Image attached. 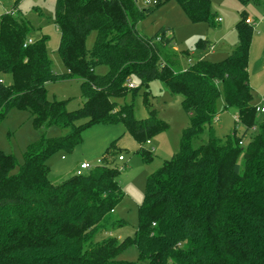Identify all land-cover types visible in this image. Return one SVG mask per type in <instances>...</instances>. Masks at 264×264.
<instances>
[{
    "label": "trees",
    "instance_id": "obj_1",
    "mask_svg": "<svg viewBox=\"0 0 264 264\" xmlns=\"http://www.w3.org/2000/svg\"><path fill=\"white\" fill-rule=\"evenodd\" d=\"M176 1L192 23L213 22L210 0H157L161 7ZM243 5L259 0H238ZM153 10L140 11L134 0H57L55 24L61 33L58 53L67 69L55 74L46 38L24 47L32 26L12 14L0 16V123L13 109L31 113L36 129L56 126L66 134L42 136L31 144L22 165L13 156H0V264H133L119 256L134 247L147 264H264V123L246 150L242 140L256 126L249 57L254 26L246 12L236 25L238 44L218 63L198 61L182 70L170 53V28L145 37L137 31ZM96 32L94 46L85 41ZM203 50L209 48L202 42ZM106 66L107 74L96 73ZM81 81L83 106L70 112L65 101H49L46 85ZM160 81L174 96L182 97L189 124L182 133L178 154L152 174L139 208V227L124 241L112 233L126 225L115 212L123 199L121 170L110 163L115 143L104 164L61 184L49 179L48 160L59 152H72L83 142L86 128L124 124L143 146L166 129L152 108L147 92L143 101L148 117L138 120L133 104H119L139 88ZM237 112L231 137L217 140L211 134L218 118L217 102ZM86 119L85 125H77ZM206 129L207 142L195 148ZM243 154V169L239 164ZM123 157L122 154H118ZM124 158V157H123ZM19 167L17 174L10 171ZM103 235H108L103 237Z\"/></svg>",
    "mask_w": 264,
    "mask_h": 264
},
{
    "label": "rangeland",
    "instance_id": "obj_2",
    "mask_svg": "<svg viewBox=\"0 0 264 264\" xmlns=\"http://www.w3.org/2000/svg\"><path fill=\"white\" fill-rule=\"evenodd\" d=\"M157 0H134L140 11L153 10L148 17L140 21L137 31L145 37L154 36L162 28H170L174 42L169 48L170 53H184L179 59L182 70L198 61L208 63L222 62L229 57L238 44L236 25L242 13L246 12L254 26V35L249 57L250 86L254 96L253 105L264 108V0L259 3L249 2L243 5L238 0H210L213 22L192 23L176 1H170L156 8ZM57 0H0V16L12 14L16 19H22L32 26L28 39L37 42L46 38V46L53 73L61 75L67 73L58 53L61 33L55 24V6ZM220 20V22H219ZM96 39V32H91L85 41V46L91 50ZM207 42L209 48L203 50L200 46ZM96 73L100 76L107 74L106 66H98ZM0 79L7 85L12 83L10 75H0ZM133 85L139 88L136 96L129 94L125 99H119V104H133L134 115L138 120L148 117V108L143 101V95L148 93L151 106L157 111L158 118L167 124L165 130L145 143L143 148L151 154L145 161L139 153L140 145L127 132L124 124L95 125L82 134L83 142L72 152H59L47 162L50 167L49 179L53 184H61L76 174L83 163L91 168L104 164L108 148L115 143L112 152L116 154L110 165L121 170L119 183L123 192V199L115 212V218L125 221L126 225L112 233L119 240L124 241L133 237L139 227V208L143 203L149 177L163 168L164 164L178 154L183 131L189 124V116L182 107V97L172 95L160 81H153L142 87L140 82L133 80ZM81 81L77 79L58 81L46 85L49 101H65L67 109L75 112L83 106ZM217 102L218 118L212 124L211 134L217 140L224 141L231 137L236 128L238 136L246 130L242 122L237 121V112L234 109H224V95ZM256 126L248 131L242 140V148L246 150L251 138L258 132L259 126L264 123V113H258ZM86 119H81L77 125H85ZM66 131L51 126L45 129H36L34 119L26 110L13 109L0 123V156H13L18 165L24 162V155L28 147L41 139L58 138ZM210 133L206 129L200 140L193 142L195 148L209 139ZM118 154H122L124 161H119ZM243 154L239 164L244 166ZM19 167L10 171L17 174ZM86 172V171H85ZM108 235H103L107 237ZM119 260L133 264H147L139 260V253L132 247L119 256Z\"/></svg>",
    "mask_w": 264,
    "mask_h": 264
},
{
    "label": "built area",
    "instance_id": "obj_3",
    "mask_svg": "<svg viewBox=\"0 0 264 264\" xmlns=\"http://www.w3.org/2000/svg\"><path fill=\"white\" fill-rule=\"evenodd\" d=\"M219 22H220V20H219ZM33 43H34L33 40H31V39H27L26 42H25V44H24V47H26L27 45H31V44H33ZM129 87H130V88H134L135 86L133 85V83H131V84L129 85ZM256 111H257L258 113H260V114H261V113H264V108H261V109L256 108ZM149 143H150V142H148L147 144H149ZM241 145H242V143H241ZM119 161H124V158H123V157H119ZM90 169H91V166H90L89 164H87V163H83V164L80 165L78 171L76 172V175H78V176L83 175V174L85 173V171L87 172V171H89Z\"/></svg>",
    "mask_w": 264,
    "mask_h": 264
}]
</instances>
